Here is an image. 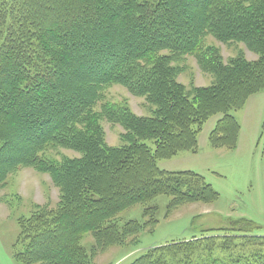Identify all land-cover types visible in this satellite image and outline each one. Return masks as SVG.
Here are the masks:
<instances>
[{
  "label": "trees",
  "instance_id": "1",
  "mask_svg": "<svg viewBox=\"0 0 264 264\" xmlns=\"http://www.w3.org/2000/svg\"><path fill=\"white\" fill-rule=\"evenodd\" d=\"M210 38L244 44L258 58L224 62ZM186 56H196L215 82L187 91L177 80ZM115 85L144 98L151 116L107 101ZM261 91L264 0H0V185L33 167L50 172L61 192L56 210L18 220L16 262L92 264L155 230V198L170 196L169 211L217 201L203 176L162 170L157 161L197 152L201 129L218 115L211 146L237 149L241 125L230 111ZM103 120L126 129L123 146L105 145ZM59 148L81 157L47 161ZM136 205H145L147 220L121 228L117 217ZM239 221L229 230L240 237L223 247L235 256L204 264H264V236ZM88 234L91 250L82 244ZM163 254L151 248L132 264H170Z\"/></svg>",
  "mask_w": 264,
  "mask_h": 264
},
{
  "label": "rangeland",
  "instance_id": "2",
  "mask_svg": "<svg viewBox=\"0 0 264 264\" xmlns=\"http://www.w3.org/2000/svg\"><path fill=\"white\" fill-rule=\"evenodd\" d=\"M209 44L219 49L224 62L241 54L249 62L258 58L244 44L225 45L213 39ZM177 65L181 69L177 80L189 92L215 82V77L199 66L196 56H186ZM105 97L118 104L121 111L128 109L138 117L151 116L152 108L145 99L131 94L121 85L107 89ZM230 114L241 125L237 149L211 146L210 134L222 117L218 115L210 118L201 129L197 152L185 151L157 161L162 170L192 171L203 176L219 194L218 200L186 203L169 211L170 196L155 198L149 203V207L158 209L155 230L142 231L134 244L128 242L109 248L92 264H132L151 248L162 249L170 264H204L211 259H226L235 255L223 251L231 239L224 240L240 237L229 230L236 227V222H241L239 219L251 222L250 234L264 236V91L250 97L242 109H233ZM101 125L105 145L115 148L125 144L122 137L127 131L121 124L103 120ZM146 142L154 152L155 143ZM79 157L75 151L59 148L49 151L46 160L62 164L65 158ZM60 202L61 192L45 169L21 168L0 185V264H18L13 248L20 233L18 220L29 218L42 209L56 210ZM145 210V205H136L120 214L117 222L121 228L130 221L143 224L147 220ZM247 224L250 223L244 226ZM209 238L212 239L206 242ZM82 244L91 250L95 245L92 234L86 235ZM243 248L240 247L242 251Z\"/></svg>",
  "mask_w": 264,
  "mask_h": 264
}]
</instances>
